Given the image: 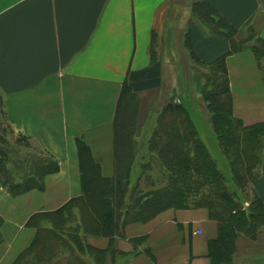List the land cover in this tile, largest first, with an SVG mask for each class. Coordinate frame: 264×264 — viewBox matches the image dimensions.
Returning <instances> with one entry per match:
<instances>
[{"label": "crops", "instance_id": "1", "mask_svg": "<svg viewBox=\"0 0 264 264\" xmlns=\"http://www.w3.org/2000/svg\"><path fill=\"white\" fill-rule=\"evenodd\" d=\"M200 1L239 37L251 22L264 37L263 0H0L4 118L55 163L24 191L0 185V264H211L219 224L200 203L129 221L113 238L80 233V258L51 237L53 214L86 199L91 163L103 177L115 174L121 126L134 124L137 141L148 138L143 129L180 96L183 78L225 58L231 115L245 127L264 123V59L250 47L232 52L195 14ZM252 187L264 204V166ZM235 264H264V229L238 239Z\"/></svg>", "mask_w": 264, "mask_h": 264}, {"label": "trees", "instance_id": "2", "mask_svg": "<svg viewBox=\"0 0 264 264\" xmlns=\"http://www.w3.org/2000/svg\"><path fill=\"white\" fill-rule=\"evenodd\" d=\"M194 10L196 15L209 21L215 35L229 39L232 52L250 47L259 61L264 59L263 37L258 36L256 43L247 45L248 37H239L240 30L233 27L209 3L197 2ZM186 47L191 58L200 63L192 51L188 34ZM152 56L154 58V51ZM206 70L200 74L204 80L201 95L210 113L208 123L223 150L236 151L239 164L245 166L243 176L240 178L238 173L224 170L216 157L213 158L211 146L204 140L207 135L200 127L202 116H191L193 109L189 111L186 105L175 108L170 103L163 110L152 114V124L143 129L148 138L142 141H137L135 137L137 127L134 124L125 123L121 126L116 140V170L112 177H103L97 165L91 163L92 170L85 173L86 199L75 201L53 214L57 219L53 221L51 237L59 242L58 245L70 246L72 255L80 258L84 247L80 233L113 238L123 234L124 225L129 221H145L167 207H188L200 203L209 208L211 217L219 224L217 239L209 242L211 264H235L238 239L243 235L256 238L264 228V204L255 196L253 204L242 206L237 191L241 181L253 172L250 162L257 161L264 154L261 134L256 136L259 153L251 154L250 157L245 153V146L254 140V133H258L259 129L264 131V123L245 127L231 115L225 58L208 65ZM170 108L174 110L170 111ZM169 111L171 115L166 116ZM1 113L4 114L3 110ZM140 145L149 155L140 164L138 177L134 178ZM1 149L3 147L0 146ZM4 151L9 154L6 150L2 153ZM4 160L0 153V165ZM29 161L33 166L30 167L32 171L27 173L28 181L34 180L37 184L45 173L55 169V163L43 157L36 156ZM150 170L156 171L158 177L146 176ZM2 171L4 173L6 170ZM3 173L0 172L4 180L0 185L8 187L11 192L18 193L29 188L22 184L27 174L22 173L16 177V183L9 184L13 179L7 180ZM9 173L14 178V174ZM230 180L234 184L231 185ZM45 256L46 252L41 258Z\"/></svg>", "mask_w": 264, "mask_h": 264}, {"label": "rangeland", "instance_id": "3", "mask_svg": "<svg viewBox=\"0 0 264 264\" xmlns=\"http://www.w3.org/2000/svg\"><path fill=\"white\" fill-rule=\"evenodd\" d=\"M264 2V0H263ZM264 6V5H263ZM260 25H264V19L263 23L260 22ZM245 35L248 37V43L247 45L253 44L254 42L256 43V39L259 38L258 36L262 37L256 28L255 24L251 22V25L246 29ZM264 38V37H263ZM184 81V82H183ZM183 83L181 82V91H180V96H176L172 98V106L176 107H182V106H187L190 109H193L191 116H195L198 118V116H202V122H200V127L204 132L206 133V137H204L206 144L209 143L211 146V151L213 152V158L217 159L219 164L222 166L224 170H229L233 171L235 173H238V177H242L244 172H245V166L242 164H239L238 162V155L236 154V151L234 150H223L222 145L218 143L217 137L215 132L213 131V128L211 129V126L209 125V117L210 113L209 111L205 108L206 103L202 98L201 92H202V85L204 84V80L201 76L200 73H194L193 77L188 76L183 78ZM2 102L0 101V112H2ZM135 104L131 103V106L129 107L128 115L127 117L132 120V118H135ZM173 108H170V111H173ZM167 112L166 116L171 115L172 112ZM154 114V113H153ZM155 116V115H154ZM128 120V119H127ZM129 125H131L129 123ZM131 127V126H130ZM255 132V130H254ZM258 133H254V140L249 141L248 144L245 146V153H247V157H250L251 154L259 153L258 152V142L256 140V136L258 134H261L260 137V142L264 140V131L259 129L257 131ZM209 139V141L207 140ZM226 144V143H225ZM0 146L1 148L3 147V150H6L9 152L2 153V149L0 150V153L3 154L4 156V162L1 164L3 165L1 167L0 165V172L3 173L4 171V177L7 178V180L13 179V181L8 182L9 184L11 183H16V177L20 176L22 173L27 174L28 171H32L33 164L29 161L33 157L38 156L37 154H40L39 150L28 140L25 138L16 135L13 130L11 129V126L8 124V122L4 118V114H0ZM140 151L138 153V158H137V167L135 168L136 172L133 175L134 178L138 177V169L140 168V164L142 162H145V160L148 158V152L146 149L142 148L140 145ZM7 154V155H6ZM43 155V153H41ZM6 155V156H5ZM46 159V158H44ZM144 160V161H143ZM230 165H229V164ZM249 164V163H248ZM229 165V167H228ZM250 167H252V171L250 174L251 175H245L247 176L246 179L242 180L241 186L237 189L238 194H240V201L242 206L248 207L249 204H253V201L255 200V193L253 191V182L255 179H257L258 173L261 170V168L264 166V154L260 156V159L257 161L254 160L250 162ZM237 168L240 170V172L237 170ZM222 169V170H223ZM7 174H6V173ZM12 172L14 174V178H12V175L9 173ZM158 173L156 171H147L146 176H153V177H158ZM229 175H231V172H229ZM23 176V175H22ZM29 175H25V180L21 181L24 182L22 184L25 185V187H31L32 185L36 184V182L33 181H28ZM145 176V174H144ZM231 179V178H230ZM144 180V179H143ZM15 181V182H14ZM20 181V182H21ZM4 182V180L0 176V183ZM7 183V184H8ZM230 184H234L232 180H230ZM239 186V184H238ZM235 187V186H233ZM237 188V187H235ZM253 207V205H251ZM87 207V206H84ZM264 229V228H263ZM262 229V230H263Z\"/></svg>", "mask_w": 264, "mask_h": 264}]
</instances>
